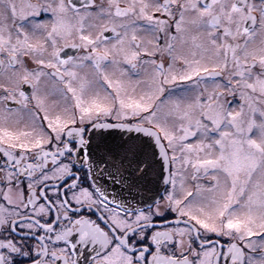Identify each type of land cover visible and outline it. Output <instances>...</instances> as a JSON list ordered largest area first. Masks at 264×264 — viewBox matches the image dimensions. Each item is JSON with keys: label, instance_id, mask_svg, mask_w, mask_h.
Returning <instances> with one entry per match:
<instances>
[{"label": "snow or ice", "instance_id": "obj_1", "mask_svg": "<svg viewBox=\"0 0 264 264\" xmlns=\"http://www.w3.org/2000/svg\"><path fill=\"white\" fill-rule=\"evenodd\" d=\"M0 264H264V0H0Z\"/></svg>", "mask_w": 264, "mask_h": 264}, {"label": "water", "instance_id": "obj_2", "mask_svg": "<svg viewBox=\"0 0 264 264\" xmlns=\"http://www.w3.org/2000/svg\"><path fill=\"white\" fill-rule=\"evenodd\" d=\"M112 135L113 137H117L119 136V133L116 130H112ZM161 191H163V189H161Z\"/></svg>", "mask_w": 264, "mask_h": 264}, {"label": "flooded vegetation", "instance_id": "obj_3", "mask_svg": "<svg viewBox=\"0 0 264 264\" xmlns=\"http://www.w3.org/2000/svg\"><path fill=\"white\" fill-rule=\"evenodd\" d=\"M67 51H68V54H73V52H74V50H67ZM26 90H28L27 86H26Z\"/></svg>", "mask_w": 264, "mask_h": 264}]
</instances>
